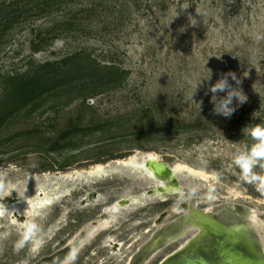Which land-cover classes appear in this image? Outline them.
<instances>
[{"label":"rangeland","instance_id":"rangeland-1","mask_svg":"<svg viewBox=\"0 0 264 264\" xmlns=\"http://www.w3.org/2000/svg\"><path fill=\"white\" fill-rule=\"evenodd\" d=\"M104 1L112 13L117 12L110 23L100 16L75 36L56 39L37 53L32 43L36 33L24 26L0 47V77L24 72L29 60L38 65L77 52L122 71L113 76L121 81L119 85L101 87V92L84 86L82 91L100 94L66 105L63 99L46 98L42 113L23 116L0 130V172L21 196H32L33 188L40 185L48 189L58 183L68 189L67 195L46 207L42 219L0 217V233H8L0 239V264H32L72 246L75 259L68 264L100 263L107 252L98 249L99 243L111 230L95 228L106 218L105 207L123 200L128 204L118 208L120 229L111 234L115 241L122 240L120 264H131L157 230L186 211L185 205L203 210L228 203L243 206L254 215L255 230L264 244V193L244 182L232 162L239 149L254 142L247 129L264 125V0ZM85 4L90 0L77 8ZM49 22L41 19L31 25L38 32ZM208 69L211 80L204 81L192 100L194 85L210 77ZM228 71L242 79L248 100L225 118L212 114V93L204 92ZM229 82L235 86L231 78ZM70 124L77 126L76 131H69ZM147 154L156 155L169 168L182 165L205 172L207 179L191 181L185 172L173 175L175 193L164 199L149 193L156 189L150 187L149 178L130 166L116 168L117 175L93 185L87 184L91 176L58 179L75 170ZM86 192L90 194L85 200ZM25 198L13 191L3 202L8 209L20 203L31 213L32 205L23 202ZM11 220L22 225H11ZM26 221H35L45 237L35 257L30 243L15 249ZM195 232L188 230L144 264H158Z\"/></svg>","mask_w":264,"mask_h":264},{"label":"trees","instance_id":"trees-1","mask_svg":"<svg viewBox=\"0 0 264 264\" xmlns=\"http://www.w3.org/2000/svg\"><path fill=\"white\" fill-rule=\"evenodd\" d=\"M83 1L0 0V47L7 43L13 31L28 26L31 27L32 33H36L34 40L31 41L35 45L33 51L37 53L40 47L50 46L56 39L72 37L79 31L85 30L93 19L103 16L110 23V17L116 18L117 12H111L107 1L96 3L90 0V4L77 8V5ZM117 11L119 12V9ZM41 19H48L50 22L44 29L39 27L38 32H34L35 29L31 24ZM103 70L106 73L101 75L100 72ZM120 74L122 71L119 68L101 66L83 52L38 65L29 60L24 72L4 74L0 77V87H2L0 130L23 116L35 112L42 113L41 108L44 102H47L46 98L63 99L61 103L66 105L76 99L86 100L96 96L103 91L102 88H112L116 83L119 85L121 81H117L113 76ZM84 86H90L92 90L102 88L100 92H91V90L85 94L87 92L82 91ZM75 96L77 98H74ZM70 125L69 131H76L77 126Z\"/></svg>","mask_w":264,"mask_h":264},{"label":"water","instance_id":"water-1","mask_svg":"<svg viewBox=\"0 0 264 264\" xmlns=\"http://www.w3.org/2000/svg\"><path fill=\"white\" fill-rule=\"evenodd\" d=\"M153 165L156 171L168 167L163 161ZM171 182L175 187V180ZM157 190L161 192L162 188ZM153 192L155 189L149 193ZM184 208V213L163 225L141 246L131 264H144L190 229H194L195 234L158 264H264V244L251 224V212L247 208L233 203L209 210L195 209L191 205Z\"/></svg>","mask_w":264,"mask_h":264},{"label":"bare ground","instance_id":"bare-ground-1","mask_svg":"<svg viewBox=\"0 0 264 264\" xmlns=\"http://www.w3.org/2000/svg\"><path fill=\"white\" fill-rule=\"evenodd\" d=\"M157 156L154 154H147L143 156L141 159H137L136 156H131L128 159L125 160H117L115 162L111 163H104V164H97L93 167H91L87 171H73V173L67 174L65 177L61 176L58 179L61 182L63 179L70 178L72 179L74 176H84L89 177L91 176L92 180L88 181L87 184H96L98 181H103L105 179L111 178L113 175H117L118 172L116 171V168L120 166H130L134 170H139L142 174H144L146 177L149 178L150 187L153 188H162L163 192L161 193L159 190L155 189V192L153 194L158 199H164L167 195V193H175L173 190L175 187L172 186L171 182V176L170 172L173 173V175L182 174L185 172L184 175H188L191 178V181H193V178L199 179V181L203 182L207 179V174L202 171L194 170L191 168H187L182 165H176L174 168H171L172 171L169 170V167H167L166 170H161L154 168V163L158 162ZM159 173V174H158ZM163 177V179H162ZM95 181V182H94ZM34 193L32 196L25 198L23 202L28 201L27 204L32 205V211L31 213H26L20 206V203L13 204L8 210L13 212L16 215H19L21 217H29L30 219H42V212L46 210V207L48 205L53 206L54 202H58L62 197L67 195L68 189L65 186H61L60 184H55L51 188L43 189L42 186H36L33 188ZM176 190V189H175ZM90 193L86 192V197L83 198L86 200ZM128 204L127 200H123L121 202H116L113 205L109 207H105L103 210V215L106 216V218L102 221H100V224L98 228H95L96 232H104L106 230H115L117 231L120 229V224L118 221V208L119 206H123L125 208ZM25 213V215H24ZM249 219L251 221V224L254 226L255 224V217L253 214H250ZM9 224L11 225H22V221L15 223L14 220L9 221ZM57 224H60L59 222ZM255 227V226H254ZM94 231V229H92ZM89 232L90 234L92 233ZM46 238L49 239V236ZM116 237L114 236H106L101 241V248L106 249L108 251V256L103 260V263H117L120 264L122 262V255L123 253L119 248H114L113 244L115 243ZM31 256L35 257L39 254V252H33L30 249ZM155 254H153L154 256ZM152 256V257H153ZM68 261V260H67ZM65 264V262L63 263ZM129 264V263H128Z\"/></svg>","mask_w":264,"mask_h":264},{"label":"clouds","instance_id":"clouds-1","mask_svg":"<svg viewBox=\"0 0 264 264\" xmlns=\"http://www.w3.org/2000/svg\"><path fill=\"white\" fill-rule=\"evenodd\" d=\"M192 25L195 26L193 23ZM180 31H183V29ZM208 70L210 71V77L201 79L199 83L194 85V91L191 94L192 100L204 81L211 80L212 72L210 69ZM229 78L234 81L235 86L229 82ZM209 92L212 93L210 101L213 105L212 114L221 115L225 118H230L237 111V108L248 100L242 88V79L238 78L237 74L233 71L220 73L219 79L214 84L208 85L204 95L207 96ZM219 93H226V95L221 96ZM234 100L236 101L235 104ZM197 104L200 107L203 104V100L201 99ZM247 134L254 142L250 146L244 145L239 149L232 162L239 168L240 177L244 182L255 184L257 190L264 193V125H255L247 129ZM257 168L261 169V172H256L255 169ZM13 191H15L20 198H25L24 195L21 196L17 192L15 185L7 182L5 174L0 172V217L16 216L13 212L8 210L3 202L5 197L11 196ZM194 191L193 189V192ZM7 235V232L0 233V239L6 238ZM45 242V237L41 235L40 226L35 221H26L21 238L15 243V249L19 251L25 247L26 244L30 243L31 250L33 252H38L44 246ZM74 259L75 255L70 254L68 261ZM68 261H65V264H68Z\"/></svg>","mask_w":264,"mask_h":264},{"label":"flooded vegetation","instance_id":"flooded-vegetation-1","mask_svg":"<svg viewBox=\"0 0 264 264\" xmlns=\"http://www.w3.org/2000/svg\"><path fill=\"white\" fill-rule=\"evenodd\" d=\"M118 230L117 231L111 230V232L107 236H109V235L111 236V234H114V233L118 232ZM104 238H105V236H104ZM101 241L99 243V248L98 249L106 251L107 254H105L104 256H101V258H99V260H98L100 263H96V264H106V263H103V260L108 256V251L106 249H102L101 248ZM121 242H122V240L115 241V243L113 244V247L114 248H118L119 244ZM56 245H58V244H56ZM73 249H74V246L57 250L56 252H54V253H52L50 255L43 256V257L39 258L37 261H35L32 264H63L67 260V258L69 257L70 252H72ZM93 249H94V247H93ZM94 251L96 252V249H94ZM93 255H96V254H93ZM87 260H89V259H87ZM91 264H94V263H91ZM109 264H114V263L109 262Z\"/></svg>","mask_w":264,"mask_h":264}]
</instances>
